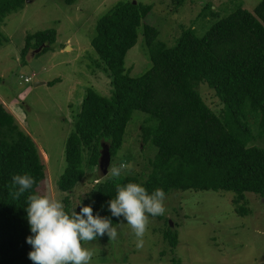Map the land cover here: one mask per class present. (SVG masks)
Listing matches in <instances>:
<instances>
[{"label": "trees", "instance_id": "trees-1", "mask_svg": "<svg viewBox=\"0 0 264 264\" xmlns=\"http://www.w3.org/2000/svg\"><path fill=\"white\" fill-rule=\"evenodd\" d=\"M64 1L72 4L77 0ZM183 2L174 1L175 8ZM23 3L0 0V23ZM200 3L195 18L207 20L209 16L215 20L202 34L192 26L182 29L172 46L158 39L151 4L118 1L98 18L90 41L96 54L90 58L91 67L109 78L111 88L107 96L87 89L66 139V164L56 185L66 193L63 202L69 214L70 193L85 176L84 161L98 169L103 141L109 145L111 158L115 156L134 111L146 114L140 124L141 143L156 148L146 178H140L141 172V176L102 175L96 179L88 193L94 215L108 217L115 226L120 217L111 215L108 201L115 198L118 184L128 182L141 184L149 194L157 188L166 195L229 191L234 196L236 216L252 213L246 193L264 198V147L257 144L264 138V0L251 11L241 1L221 17L213 11L211 0ZM139 29L150 67L131 76L125 56L136 44ZM56 37L55 28L27 34L21 55L40 46L36 57L52 50ZM58 81L56 78L47 84ZM200 83L213 89L221 103L218 113L203 100ZM248 115L255 118L256 134ZM17 174H28L35 180L19 199L14 198L16 189L12 187V177ZM45 177L36 142L0 101V264H33L28 256L33 248L27 243L33 233L25 208L27 197L37 194ZM165 229L164 238L174 248L177 230L171 225ZM174 264L179 263L176 260Z\"/></svg>", "mask_w": 264, "mask_h": 264}, {"label": "rangeland", "instance_id": "rangeland-1", "mask_svg": "<svg viewBox=\"0 0 264 264\" xmlns=\"http://www.w3.org/2000/svg\"><path fill=\"white\" fill-rule=\"evenodd\" d=\"M118 1L151 4L159 29L158 39L168 46L174 45L182 29L192 26L197 34H202L215 20L209 16L207 20L195 18L198 4L205 0H183L176 8L174 1L177 0H77L72 4L64 0H24L21 9L0 23V101L38 146L46 177L37 194L48 195L63 204L66 193L60 191L56 183L66 164L65 142L74 128V116L80 110L87 89L107 96L111 88L109 78L93 65L91 67L90 58L96 54L90 41L98 18ZM211 1L213 11L221 17L241 1L251 11L259 0ZM49 28L57 31L53 49L36 57L39 47L30 48L23 57L21 49L25 36ZM66 46L69 49H65ZM143 46L139 29L136 44L125 56V67H130L131 76H138L150 67ZM56 78L60 81L47 84ZM36 81L44 83L34 85ZM198 90L205 103L218 113L221 103L213 89L200 83ZM145 117L141 111L133 112L123 143L110 160L109 166L132 164L131 172L124 170L121 176L143 172L140 178H146L156 148L150 143H141L140 124ZM254 120V116H247L256 134ZM257 144L264 147V138ZM84 169L83 180L70 193L71 212L75 206L80 210L88 205L91 187L96 179L104 177L97 167L90 168L85 161ZM106 177L111 178L107 174ZM245 195L253 215L236 216L234 196L229 191L171 192L164 200V214L148 217L142 248L136 247L137 238L122 216L114 226L116 239L110 240L108 235L97 237L83 242L82 246L92 252L90 264H174L176 260L179 264H264V198L253 193ZM169 221L171 229L178 234L174 248L164 238Z\"/></svg>", "mask_w": 264, "mask_h": 264}, {"label": "clouds", "instance_id": "clouds-1", "mask_svg": "<svg viewBox=\"0 0 264 264\" xmlns=\"http://www.w3.org/2000/svg\"><path fill=\"white\" fill-rule=\"evenodd\" d=\"M124 170L131 172V163L110 165L107 175L119 178ZM35 180L28 174L14 175L12 187L14 198L19 199L25 191L32 188ZM115 198L108 201V210L113 217H123L135 237L136 247H143L148 217L163 215L166 211L164 200L166 193L162 188L151 194L141 184L128 182L116 186ZM25 208L33 235L27 237V243L33 250L29 259L33 264H90L92 252L82 246L83 242L93 241L107 234L110 240L117 237V228L108 217L93 214L91 205L82 206L70 214L65 205L48 195L32 194L27 197Z\"/></svg>", "mask_w": 264, "mask_h": 264}, {"label": "water", "instance_id": "water-1", "mask_svg": "<svg viewBox=\"0 0 264 264\" xmlns=\"http://www.w3.org/2000/svg\"><path fill=\"white\" fill-rule=\"evenodd\" d=\"M135 1H133L134 3ZM41 49V46L36 50L37 52ZM65 49H68V46H66ZM44 82L41 81H36L34 82V85H39L42 84ZM110 160H111V154L109 151V145L107 142H101V148L99 151V158H98V169L101 171L102 175H106L108 172V166L110 164ZM80 208V206H78V209ZM170 225L171 222L169 221Z\"/></svg>", "mask_w": 264, "mask_h": 264}, {"label": "built area", "instance_id": "built-area-1", "mask_svg": "<svg viewBox=\"0 0 264 264\" xmlns=\"http://www.w3.org/2000/svg\"><path fill=\"white\" fill-rule=\"evenodd\" d=\"M25 81H26V82L29 81V78H25Z\"/></svg>", "mask_w": 264, "mask_h": 264}, {"label": "bare ground", "instance_id": "bare-ground-1", "mask_svg": "<svg viewBox=\"0 0 264 264\" xmlns=\"http://www.w3.org/2000/svg\"><path fill=\"white\" fill-rule=\"evenodd\" d=\"M68 49H69V47H68Z\"/></svg>", "mask_w": 264, "mask_h": 264}]
</instances>
